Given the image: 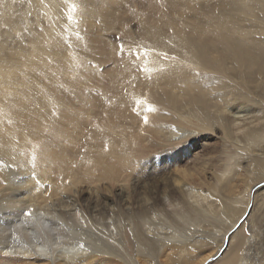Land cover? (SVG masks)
Listing matches in <instances>:
<instances>
[{
	"label": "bare ground",
	"instance_id": "1",
	"mask_svg": "<svg viewBox=\"0 0 264 264\" xmlns=\"http://www.w3.org/2000/svg\"><path fill=\"white\" fill-rule=\"evenodd\" d=\"M101 1L0 0V249L7 258L19 256L34 264H115L134 259L125 252L128 244L153 258L163 237L174 247L171 240L180 227L167 225L171 229L164 232L165 223H159L163 216L191 224L185 215L189 212L215 218L232 208L231 203L216 208L212 201L210 188L217 187L205 175L213 164L202 165L203 153L188 160L191 152L184 151L191 140L210 147L209 138L221 128L228 144L248 156L247 168L257 169L253 196L264 188V110L252 105L264 98L257 85L264 75V52L256 51L264 42L259 36L264 23L247 14L262 0H223L221 7L237 15L220 11L212 22L182 28L170 23L174 30L168 35L169 17L163 18L167 25L162 22L166 11L161 10L159 24L152 13L157 25L130 47L144 50L130 66L129 86L124 73L128 75L125 57L131 53L122 44L123 49H116L118 58L112 54L115 66L107 74L101 61L86 52L90 47L83 25L93 28L87 22L100 13ZM139 65L142 72H134ZM55 75L67 83L62 88L66 92L53 86ZM171 160L175 165H169ZM191 161L194 165L186 167ZM211 179L220 177L214 173ZM247 209L223 232L218 250L193 264L213 263L247 218ZM169 245L164 244L162 256H171ZM184 245L178 244L179 249ZM241 259L232 258L229 264H243Z\"/></svg>",
	"mask_w": 264,
	"mask_h": 264
},
{
	"label": "rangeland",
	"instance_id": "2",
	"mask_svg": "<svg viewBox=\"0 0 264 264\" xmlns=\"http://www.w3.org/2000/svg\"><path fill=\"white\" fill-rule=\"evenodd\" d=\"M121 1H122V3H121ZM125 1H127V2L124 3ZM132 1L133 2L130 3L131 0L130 1L129 0H124V1L119 0L118 7H120V6L124 7V4H126L124 7L125 9H124L122 7H120V8L116 7L118 0H115V2L112 0H107V2H106V0H102L98 7L101 9L102 12L105 13V14L102 13L103 17L101 16L102 14H100L101 11L98 10V12H100V13L99 14L97 13L98 15L94 16V18H96V19L90 18L91 21L88 20V22H87V24L90 25V28L93 27L91 29H93L94 32L93 33L92 32L86 33V31H90L91 29H88V27H89L88 25H83L84 27L86 26V29L83 27L85 29V30L84 29L83 30H84L86 39L88 36V39H87L88 45L87 46L90 47V49H91V43H93V45H95L94 46L95 48L92 45L91 50L89 48H86L87 49L86 52L88 54H90L91 57H95L93 59H96L99 62L101 61L100 64H102V65L100 68L103 71V69L105 67V69L103 71L105 74H107V72L110 70L112 71L111 68H113L115 66L114 59L118 58V54H116L117 53L116 49L120 48V50H121V49L125 48L127 52L131 53L125 57V61L128 63L126 65L127 70H128V75L126 72L124 74H125V77L127 78V80L126 79L125 80H126V84L128 86H129L130 81L132 79L129 77L130 71H132L130 66L132 63H134L137 55L144 50L141 46H138V47L134 46L133 50H131L130 47H132L137 42V39L139 37H140V39H138V41H140L143 38H146V35L148 37L149 34H151V31H152L151 29H153V27L155 25H157L156 24L157 22H158V24L161 22V19L159 18V17H161L159 14L162 15V13H160L161 10H162V12L166 11V12H163V16H162L163 21L162 22H164V21L166 22V20L169 17V21L167 20L168 25L166 22L165 25H167V26H165L166 28H164V32L167 35L173 32L174 26H175V28H182L183 24H185V23H191L193 25V23H196V24L197 23L198 24L204 23V24H206V22L207 23L212 22L214 20V18H213L214 13H216L218 15L220 13V11L226 12V13H236V11H234L233 9H231L229 11L228 8H222L220 3L225 2L223 0H180V1H178L179 3L177 2V4L172 3L171 1H166V0H155V1L132 0ZM159 1L162 2V4H160ZM106 3L109 5V9H108V5ZM109 3H111V4H109ZM112 3H114V4H112ZM168 3L170 5H168ZM129 4H132V5L129 6ZM151 5H152V7H151ZM159 5H160V7H163L165 5H167V6H165L164 8H161L159 11V10H156V9L160 8ZM110 6L113 8L111 9ZM102 7H104L105 9H103ZM252 7H253V9L251 11H248V13H247V14H249V17L253 20H256V18H258V19H260V21H263V23H264V0H262L259 4H254V6H252ZM115 9H116L117 13H115L116 12ZM118 9H120V11H118ZM121 9H123V11L124 10L125 11L128 10V11H126V12L124 11L126 13V14H124L121 12ZM166 9H168V10H166ZM104 10H106V11H104ZM108 10H110V11H108ZM129 10H131L132 12ZM154 10H156V12L157 11L158 12L156 13ZM176 10H178V11H176ZM107 11L110 13L106 14ZM141 12H144V13H141ZM175 12L178 14H174ZM118 13H119V15H118ZM152 13L154 14L155 18L152 17L153 16V15H151ZM164 13L165 14L167 13L169 16H167V14L165 15ZM169 13L170 14L173 13V16H171ZM110 14L115 15V17H113V15L110 16ZM116 14H117V16H116ZM143 14H144V16H147L148 18L151 17L152 19L151 18L150 19L152 21H153V18L156 20V17H157L155 25H154L155 21L152 22L150 19L147 20V23H149V25L147 23H145L146 21H142V20L147 19V17H144L145 19H143ZM182 14H184V15H182ZM105 15H107V16H105ZM236 15H237V13H236ZM104 16H105V18H104ZM106 17H107V19L109 18L110 21H109V19H108V21H106L107 20ZM166 17H167V19H163ZM121 18H122V20H120ZM206 18L209 21L206 20ZM130 19L131 20L133 19V20L130 21ZM138 19H140L141 21L138 22L139 21ZM173 19H175L176 21ZM93 20H94V22H93ZM93 23H97L96 26H95V24L93 25ZM124 23L126 25H123ZM170 23L172 24L173 27L171 26ZM251 23L252 22H246L244 24L247 27V26H251ZM99 24L101 27L99 26ZM127 25L130 26V27H128V28H130V30H127ZM141 25H143L144 27L143 26L141 27ZM151 25H152V27H148ZM169 26L171 28H169ZM94 28H95V30H94ZM96 28H97V30H96ZM168 28H169V30H168ZM105 29H106V31H105ZM124 29L126 32H129L131 35L129 33H127L128 34V36H127ZM147 29H148V31L149 30L150 31L148 32ZM145 30H146L145 33H147V34L144 33ZM259 30L264 31V29H262V28H259ZM141 31H142V33H141ZM96 33H97V35H96ZM93 34H95L97 37H95V35H93ZM251 34L254 35L253 38L256 42L259 40L261 35L263 36V39H264V33L259 32L260 37H255L256 32L251 33ZM91 36L93 37L92 38L93 40L90 39V41H91L90 42L89 38H91ZM108 36H110V37H108ZM124 36H127V37H124ZM133 36L136 37V40ZM99 37H101L103 40L106 38L108 40L106 39V41L105 40L103 41ZM94 39L96 41L100 40V43L97 42V44H96V41H94ZM125 39H127L126 42H125ZM128 39H129V44L127 42ZM132 39H133V42H132ZM102 42L105 45V47L103 45V48L101 47L103 44ZM125 43L127 46L125 45ZM121 44H122L123 48L119 47V46H121ZM96 47H98V48H96ZM99 48H100V50H99V53L97 54L96 52H98ZM101 48L103 49V51L107 50L106 51L107 53L103 52L101 54L100 53V52H102ZM136 50H137V52H135ZM256 51H258L259 53L264 52V42L262 44H259L256 47ZM114 52H115V54H114ZM105 54H108V55H105ZM112 54L116 57L114 58V56ZM110 63H111L112 67L110 66ZM142 67L143 66H141V65H139V67L137 66L136 68L138 70L135 71V69H134V72H139V70L142 72ZM105 70H106V72H105ZM263 71H264V65H263ZM197 75H199V74H197ZM105 78H108V77L106 76ZM128 78H130V79H128ZM120 81H122V78ZM120 81L116 80V82L119 86L121 85ZM66 85H67V83L62 80V77H60V76L56 77V75H55V77L53 79V86L56 89L61 90V92H66L65 90L62 89ZM257 85H258V89H261L264 91V75H260V79L258 80ZM112 92H113V90L110 91V93H112ZM125 96L127 97L129 95L127 93H125ZM256 101H260V98L256 99L255 102ZM252 105L255 106L256 108L260 107L262 110H264V98L261 100V102L259 104H252ZM84 119H85V124L90 123V121L87 119V117ZM90 127H94V126L90 125L88 128H90ZM221 130H222L221 132L215 133L214 137L209 138L208 144L210 145V147H208V148H204L203 143L201 144V143L197 142L194 144L195 141H193V140H191L192 142H190L189 144L187 143L186 148H184L185 145L183 146V148L185 149L184 151H190L191 152V156L189 155L187 157V158H189L188 160H192L193 157L195 155H197L198 153L199 154L203 153L205 158L201 162L202 165L206 164V163H212L213 164L214 169L210 173L205 175L208 178V181L213 182L214 185L217 187L215 189L207 187V188H210L211 190H213L212 201L215 203L216 208H219L220 206L224 207V206L230 205L229 203H231L232 208L228 212L224 211V210L220 211L219 213H217V217H215V218H213L209 214L205 215L201 212H199V213H197L196 211L189 212L188 214H185V215H187V217H189L192 220L191 224H189V223L186 224V222L181 220V218L178 216H171V215L167 214L165 217L163 216V218H164L163 221L161 220V221H159V223H165L163 225L166 227H167V225L168 226L173 225V226H179L180 227L178 230V235L175 234L174 239L171 240L175 243L174 247L169 245L171 242L168 241L166 239V237H163V243H162V245H160L161 250L159 251V253H157V257L153 258V257H145V256L141 255L140 253H138L137 252V246L135 244H133V245L128 244L127 247L125 248V250H126L125 252H127L128 255H130V259H131V257L134 259H131L130 261L129 260H116L115 264H128V263L131 264L130 262L132 260H134L137 264H164V263H162L163 260H164V262H168V264H176V260L179 262L177 264H193L195 261H200L199 259H201L204 255H206L210 252L215 253L218 250L220 244H222L221 236H222L223 232L226 231L228 225H230L232 222L237 220L239 215L242 214L247 208L248 209L245 212V213H247V218L242 221L243 223L237 225L236 228L233 227L234 230L229 236L228 243L224 242L226 247L220 253V255L212 261L213 262L212 264H222L224 262L225 257H227L229 255V253L231 252L232 248H234V250H236V249L240 250L242 259L244 258V260L241 259L243 264H264V188H259L256 191L255 195L253 196V194L255 192L253 188L255 187V184L257 183L253 179H254L255 173L257 172V169L256 168L254 169L251 167V169L249 170V168H247L248 156L242 155L240 152H238L236 150V147H234V145L232 143H231V145H229L228 139H227V134H226L227 132L222 128H221ZM212 134L214 135V133H212ZM172 143H169L168 146H170ZM198 143H199V145H198ZM187 147H189V148H187ZM85 148L86 147H83V150ZM203 149H205L206 152H202ZM152 150H154V149H152ZM175 150L174 149L171 150L170 153H172V151L174 152ZM226 150H227V153H226ZM192 152H193V154H192ZM232 154H235V157H233ZM239 155H242V156H239ZM158 157L159 156H157L156 159H160ZM185 158L186 157H184V159ZM173 162H174V160H171L169 165H175ZM186 165H187L186 167H189L191 165H194V163L191 161L189 164H186ZM171 169H173V168H171ZM214 173H216V175H218L220 177V180L217 181L216 179H211V175ZM202 178H205V177H202ZM92 180L93 179H91V181L88 183L91 184ZM196 185L199 187L204 186V185H199V183H197ZM231 189L233 191H235L232 194H230ZM250 201L252 202V208L250 206H248V205H250L249 204ZM237 210L239 212L238 214H237ZM228 213H230V215H228ZM245 213H244V215H245ZM165 229L166 230L164 232L170 230L171 228L167 227ZM128 232H129V230H128ZM170 233H171V231H169L168 236L172 235V233L171 234ZM237 235H239V236H237ZM236 236H237V238L234 239V237H236ZM185 241L188 242L187 246L184 245ZM165 243L167 245H169V249L166 251L167 253H169L171 255L169 257H167L166 255L162 256V253L164 252V244ZM224 243H223V245H224ZM178 244L184 245V247H182L180 249H184L185 251L180 250L178 247ZM176 249H179V250L176 251ZM120 251H121V253H120ZM123 252H124L123 249L119 250V254H123ZM5 254L6 253H2V251L0 249V256H1L0 257V264H8L7 261H9V260H10V264H30V263L34 264L33 262H30V259H28V258H22L19 256H17V257L11 256V257L7 258L8 256ZM138 254L140 255L139 257H137ZM125 255H126V253L124 254V256ZM135 257L138 260H136ZM141 257H143L147 260H141ZM248 258H250V259H248ZM12 260H14V261H12ZM167 260H173V261L171 262V261H167ZM27 261L30 263H28ZM39 264H45V263H39Z\"/></svg>",
	"mask_w": 264,
	"mask_h": 264
},
{
	"label": "crops",
	"instance_id": "3",
	"mask_svg": "<svg viewBox=\"0 0 264 264\" xmlns=\"http://www.w3.org/2000/svg\"><path fill=\"white\" fill-rule=\"evenodd\" d=\"M236 234H237V233H236ZM237 236H239V235H237ZM237 236L234 237V239H236ZM231 247H232V246H231ZM235 257H236V260L239 259V258H242V256H241V252H240L239 249L234 250V248H232V250H231V252L229 253V255H228L227 257H225L223 263H225V264H229V263H231V262L234 261V260H232V258H235ZM243 260H244V258H243Z\"/></svg>",
	"mask_w": 264,
	"mask_h": 264
},
{
	"label": "snow or ice",
	"instance_id": "4",
	"mask_svg": "<svg viewBox=\"0 0 264 264\" xmlns=\"http://www.w3.org/2000/svg\"><path fill=\"white\" fill-rule=\"evenodd\" d=\"M73 7H75V6H73ZM149 110H154L151 106H149ZM145 122H147V120H148V117L147 116H145ZM29 215H31V210H29V213H28Z\"/></svg>",
	"mask_w": 264,
	"mask_h": 264
}]
</instances>
